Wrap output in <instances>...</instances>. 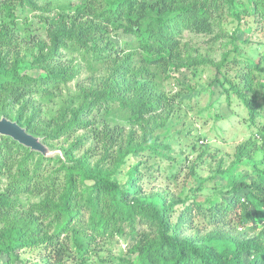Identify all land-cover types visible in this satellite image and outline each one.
Masks as SVG:
<instances>
[{
    "label": "trees",
    "instance_id": "16d2710c",
    "mask_svg": "<svg viewBox=\"0 0 264 264\" xmlns=\"http://www.w3.org/2000/svg\"><path fill=\"white\" fill-rule=\"evenodd\" d=\"M259 1L87 0L58 13L48 42L38 41L24 60L17 47L28 27L12 12L35 8V0H0L11 18L0 22L7 50L0 52V117L62 154L44 158L0 138V264H29L24 250L41 254L35 264L103 261L111 241L126 245L121 264H264V53L245 56L239 44L247 40L238 39L250 31L247 17L263 19ZM185 34L207 38V47L229 38L223 46L230 47L210 62ZM62 53L103 69L99 86L61 97L80 73ZM209 63L226 100L234 95L245 108L262 156L257 161L243 145L228 167L220 162L203 178L199 163L173 148L174 105L160 82L171 69ZM45 98L60 103L41 118ZM116 120L126 131L111 127ZM90 140L94 146L77 156ZM180 178L177 194L154 191Z\"/></svg>",
    "mask_w": 264,
    "mask_h": 264
},
{
    "label": "rangeland",
    "instance_id": "374dc122",
    "mask_svg": "<svg viewBox=\"0 0 264 264\" xmlns=\"http://www.w3.org/2000/svg\"><path fill=\"white\" fill-rule=\"evenodd\" d=\"M85 1L87 0H35V8L25 7L23 10H14L12 13L17 18L20 28L25 25L28 27L21 34L22 42L17 47V50H19L18 55L24 60L26 58L29 60L30 53H37L35 47L38 41L48 42L46 31L51 27L52 22H55L58 13H61L68 6L71 7ZM110 1L108 0L109 4ZM243 9L245 8L240 6L239 10L242 11ZM6 15V12H0L1 23L9 22L11 19L10 17L7 18ZM254 19L253 17L245 19L250 26V31L246 35L238 33L240 41L247 40L245 43H240L239 48L242 54L248 57L264 53V14L263 19L260 18L261 20ZM227 25H231L229 19ZM118 39L121 41L125 38L119 35ZM185 40L192 41L190 45L194 48L197 47L203 57L208 58L210 62H219L222 54L230 47L229 45L223 46L230 40L229 38L220 39L209 47L205 44L207 38L190 37L185 34ZM5 51L7 50L0 48L3 55ZM11 55L10 53L8 57ZM70 58H74V63L80 65V73L66 87L62 86V92L58 94L61 97L67 94L71 96L78 94L79 87L90 85L98 87L105 71L96 65L87 67L86 64L80 62L76 55L70 56L67 53H62L60 59L68 63ZM27 73L36 75L38 71L31 70ZM215 77V67L209 63L206 66L191 69H171L167 73V78L160 82L161 92L174 105V115L167 124L171 129V135L175 138L173 148L176 152H181L183 156L188 158L187 163L195 161L199 163L196 173L203 178L213 175L220 162L222 163L221 168L228 167L234 160L237 150L243 145L250 146L248 153L254 155L253 157L257 161L262 156L261 152H254L256 130L247 122L248 115L245 108L234 95L226 100V94L214 82ZM38 103L42 109L41 118H48L54 114L60 100L45 98L38 101ZM110 125L111 127H121L125 131L128 128L126 124L119 120L110 123ZM77 134L80 135L82 132ZM69 142L70 140L65 142L60 139L57 143L66 147ZM193 145V150L188 147ZM93 146L92 140L87 141L75 153L79 156ZM183 174L184 171H182ZM181 182L182 178H180L176 187H167L165 183L155 184L154 191L164 194V196L167 194L175 195L181 190ZM185 235L191 237L195 234L189 231L185 232ZM125 246L123 241H111L104 247L103 261L95 259L87 264H121L118 258L126 253ZM40 255L35 251L24 250L20 254V258L29 264H35L40 263ZM66 264L73 263L67 262Z\"/></svg>",
    "mask_w": 264,
    "mask_h": 264
},
{
    "label": "water",
    "instance_id": "95a60500",
    "mask_svg": "<svg viewBox=\"0 0 264 264\" xmlns=\"http://www.w3.org/2000/svg\"><path fill=\"white\" fill-rule=\"evenodd\" d=\"M6 137L17 144L29 149L32 152L39 153L44 158L54 157L58 155L62 157L59 150H51L42 143V139L36 137L26 131L17 122L0 117V138Z\"/></svg>",
    "mask_w": 264,
    "mask_h": 264
}]
</instances>
